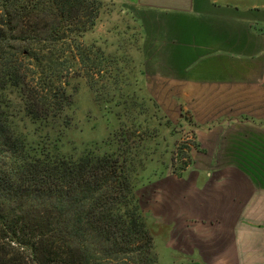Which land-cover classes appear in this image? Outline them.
<instances>
[{"label": "trees", "instance_id": "16d2710c", "mask_svg": "<svg viewBox=\"0 0 264 264\" xmlns=\"http://www.w3.org/2000/svg\"><path fill=\"white\" fill-rule=\"evenodd\" d=\"M104 6L0 0V264H159L137 186L143 163L125 149L136 117L99 144L66 145L71 79L119 80L118 58L84 39Z\"/></svg>", "mask_w": 264, "mask_h": 264}, {"label": "rangeland", "instance_id": "374dc122", "mask_svg": "<svg viewBox=\"0 0 264 264\" xmlns=\"http://www.w3.org/2000/svg\"><path fill=\"white\" fill-rule=\"evenodd\" d=\"M104 3L84 39L118 58L112 65L119 80L71 79L76 94L66 145L99 144L128 115L136 117L140 127L125 149L142 160L141 203L159 264H171L168 254L177 250L176 243L167 245V225L181 214L191 220L226 204L235 208L252 191L251 183L264 187V55H220L182 65L177 53L168 54L172 41L146 45L140 25L118 5ZM110 93L127 97L132 107L111 106ZM178 123L182 128H175Z\"/></svg>", "mask_w": 264, "mask_h": 264}, {"label": "crops", "instance_id": "0c3cea01", "mask_svg": "<svg viewBox=\"0 0 264 264\" xmlns=\"http://www.w3.org/2000/svg\"><path fill=\"white\" fill-rule=\"evenodd\" d=\"M102 1L125 10L146 45L172 41L168 54L177 53L182 65L220 55H264V0ZM251 187L235 208L226 204L191 220L181 214L167 225V245L176 243L177 250L168 254L176 258L171 264H264V187Z\"/></svg>", "mask_w": 264, "mask_h": 264}]
</instances>
